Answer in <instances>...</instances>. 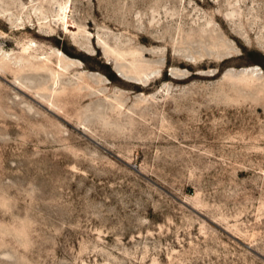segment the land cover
Wrapping results in <instances>:
<instances>
[{"label": "rangeland", "instance_id": "rangeland-1", "mask_svg": "<svg viewBox=\"0 0 264 264\" xmlns=\"http://www.w3.org/2000/svg\"><path fill=\"white\" fill-rule=\"evenodd\" d=\"M0 264H264V0H0Z\"/></svg>", "mask_w": 264, "mask_h": 264}]
</instances>
